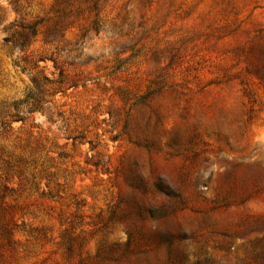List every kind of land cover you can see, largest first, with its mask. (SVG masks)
<instances>
[{
	"label": "rangeland",
	"instance_id": "1",
	"mask_svg": "<svg viewBox=\"0 0 264 264\" xmlns=\"http://www.w3.org/2000/svg\"><path fill=\"white\" fill-rule=\"evenodd\" d=\"M0 264H264V0H0Z\"/></svg>",
	"mask_w": 264,
	"mask_h": 264
},
{
	"label": "trees",
	"instance_id": "2",
	"mask_svg": "<svg viewBox=\"0 0 264 264\" xmlns=\"http://www.w3.org/2000/svg\"><path fill=\"white\" fill-rule=\"evenodd\" d=\"M94 4H96V3L94 2ZM27 29L29 30V34H36V31H34L35 30L34 25L28 26ZM27 40H28V34H25L24 35V41L19 46L24 47L26 45Z\"/></svg>",
	"mask_w": 264,
	"mask_h": 264
}]
</instances>
